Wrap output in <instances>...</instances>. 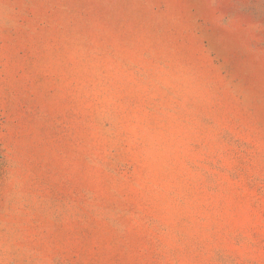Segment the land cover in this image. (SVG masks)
Instances as JSON below:
<instances>
[{"label": "rangeland", "instance_id": "obj_1", "mask_svg": "<svg viewBox=\"0 0 264 264\" xmlns=\"http://www.w3.org/2000/svg\"><path fill=\"white\" fill-rule=\"evenodd\" d=\"M0 264H264V0H0Z\"/></svg>", "mask_w": 264, "mask_h": 264}]
</instances>
